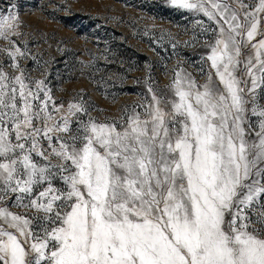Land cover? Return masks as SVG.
Segmentation results:
<instances>
[{
  "label": "snow or ice",
  "instance_id": "1",
  "mask_svg": "<svg viewBox=\"0 0 264 264\" xmlns=\"http://www.w3.org/2000/svg\"><path fill=\"white\" fill-rule=\"evenodd\" d=\"M167 3L210 22L211 71L149 75L119 121L57 104L0 15V264H264V0Z\"/></svg>",
  "mask_w": 264,
  "mask_h": 264
},
{
  "label": "rangeland",
  "instance_id": "2",
  "mask_svg": "<svg viewBox=\"0 0 264 264\" xmlns=\"http://www.w3.org/2000/svg\"><path fill=\"white\" fill-rule=\"evenodd\" d=\"M244 2L254 7L257 0ZM11 11L22 23L23 35L12 38L29 53L20 61L29 77L46 80L65 108L86 101L100 122L119 121L124 109L150 98L149 75L158 94L167 95L174 71L183 69L200 84L211 71L206 44L214 38L195 26L210 22L167 0H0V15ZM7 46L0 39V48ZM10 63L0 53L4 70L18 74ZM237 75L246 78L242 71ZM249 119L256 123L250 113Z\"/></svg>",
  "mask_w": 264,
  "mask_h": 264
}]
</instances>
